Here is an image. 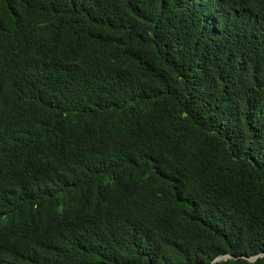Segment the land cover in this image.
Listing matches in <instances>:
<instances>
[{"label": "trees", "instance_id": "trees-1", "mask_svg": "<svg viewBox=\"0 0 264 264\" xmlns=\"http://www.w3.org/2000/svg\"><path fill=\"white\" fill-rule=\"evenodd\" d=\"M0 264H264V0H0Z\"/></svg>", "mask_w": 264, "mask_h": 264}, {"label": "water", "instance_id": "water-1", "mask_svg": "<svg viewBox=\"0 0 264 264\" xmlns=\"http://www.w3.org/2000/svg\"><path fill=\"white\" fill-rule=\"evenodd\" d=\"M259 255H262V254H258V255H255V256H253V257H250L249 260H254V259H256L257 256H259ZM227 257H230V255H229V254H226V255L218 256V257H216V258L213 260V262H214V261L221 260V259H225V258H227Z\"/></svg>", "mask_w": 264, "mask_h": 264}]
</instances>
